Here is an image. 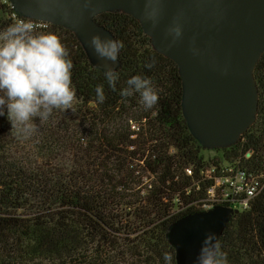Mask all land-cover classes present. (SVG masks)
<instances>
[{"label": "trees", "instance_id": "trees-1", "mask_svg": "<svg viewBox=\"0 0 264 264\" xmlns=\"http://www.w3.org/2000/svg\"><path fill=\"white\" fill-rule=\"evenodd\" d=\"M18 19L55 33L67 48L75 111L54 110L41 126L34 118L39 129L28 145L0 116V264H163L164 250L178 264L172 225L220 204L235 207L218 236L229 264H264V52L254 70V122L220 157L205 158L183 111L179 66L137 17L124 10L94 17L124 45L112 66L116 91L104 81L108 64L92 62L75 32L0 0V29ZM134 74L148 76L158 92L151 109L136 94L119 95ZM15 154L33 156L26 162ZM225 177H237L243 191L222 200L217 182Z\"/></svg>", "mask_w": 264, "mask_h": 264}, {"label": "water", "instance_id": "water-1", "mask_svg": "<svg viewBox=\"0 0 264 264\" xmlns=\"http://www.w3.org/2000/svg\"><path fill=\"white\" fill-rule=\"evenodd\" d=\"M11 2L25 16L75 29L89 38L93 34L112 38L94 17L120 7L140 20L156 49L177 62L184 88L183 109L186 103L196 121L195 126L186 118L195 135L209 144L234 142L255 120L259 93L254 70L264 52V0ZM175 28L180 35L173 40L170 30ZM94 63L108 64L103 59ZM234 211L232 206L217 205L175 222L169 237L178 264H194L205 234L213 232L218 238Z\"/></svg>", "mask_w": 264, "mask_h": 264}, {"label": "clouds", "instance_id": "clouds-1", "mask_svg": "<svg viewBox=\"0 0 264 264\" xmlns=\"http://www.w3.org/2000/svg\"><path fill=\"white\" fill-rule=\"evenodd\" d=\"M173 40L180 35L179 28L171 29ZM89 47L99 58L115 62L122 41L93 34ZM72 61L67 48L53 32H39L25 19L0 29V116H6L18 138H28L39 123L48 120L54 110L74 109L75 90L72 85ZM151 68L152 63L145 64ZM104 81L116 91L119 73L112 66L103 69ZM95 101L105 100L104 86H95ZM139 96L143 107L151 109L158 101L152 80L142 74L128 77L119 89V95ZM163 264H173V255L164 250ZM194 264H229L215 233L207 232L196 253Z\"/></svg>", "mask_w": 264, "mask_h": 264}, {"label": "rangeland", "instance_id": "rangeland-1", "mask_svg": "<svg viewBox=\"0 0 264 264\" xmlns=\"http://www.w3.org/2000/svg\"><path fill=\"white\" fill-rule=\"evenodd\" d=\"M115 10H122V9H120V7H118V8H116ZM41 20V19H40ZM41 21H44V22H48V21H45V20H41ZM73 32H75V34L78 36V38H80V40L82 41V43H83V45H84V47L86 48V51H87V53H88V55L90 56V59H91V61L92 62H94L95 60H97V59H103L104 61H106L108 64H109V66H112V64H113V61H109V60H106V59H104V58H99V57H97L93 52H92V50L90 49V47H89V44H88V39H90L89 38V35H80L79 34V32L77 31V30H73V29H71ZM103 65H105V63H103ZM187 110V111H186ZM183 111H184V114H185V116H186V118L187 119H189L190 120V122H191V124H194L195 126H196V121L194 120V119H192L191 117H190V114H189V110H188V105L185 103V105H184V109H183ZM188 112V113H187ZM38 124L41 126L42 125V123H39L38 122ZM246 128H248L247 126H246ZM245 128V129H246ZM38 129H39V127H38ZM37 131V130H36ZM200 135V134H199ZM196 136V138L199 140V142H200V145L202 146V154L205 156V158H212V157H214V156H218V157H220V155H221V153H222V148H223V146H227V145H230V144H232V141L230 142V141H226V143H217V144H209V143H206V141L203 139V138H201L200 136H198V135H195ZM35 138V136H33V135H31L30 137H28V138H26V139H24L23 141H22V143L21 144H25V145H28V144H30V143H32L33 142V139ZM18 146V145H17ZM16 145L11 149V151L12 150H14V151H19V149L17 148L16 149V147H17ZM29 153H31L30 151H29ZM28 153V154H29ZM17 157H23V159L24 158H27L26 159V162H28V160L33 156V154H31V155H29V156H25V155H22V156H20L19 154H15Z\"/></svg>", "mask_w": 264, "mask_h": 264}, {"label": "built area", "instance_id": "built-area-1", "mask_svg": "<svg viewBox=\"0 0 264 264\" xmlns=\"http://www.w3.org/2000/svg\"><path fill=\"white\" fill-rule=\"evenodd\" d=\"M242 178V175L240 177V179ZM217 186L222 187L221 191H222V200L223 198H232L238 196L242 191H243V186L241 185V183L239 182V180L236 178H231V177H225L222 180H219L217 182ZM226 186V187H225ZM215 189L216 186L211 187L210 189V195L213 196L215 194ZM252 187H249L247 189V195H251L252 194ZM214 201V199H213ZM243 203H247L246 199H243ZM220 205H228V204H220ZM230 206V205H229ZM233 207V206H232ZM214 207L208 206V208H206V210L211 209ZM235 208V207H233Z\"/></svg>", "mask_w": 264, "mask_h": 264}]
</instances>
